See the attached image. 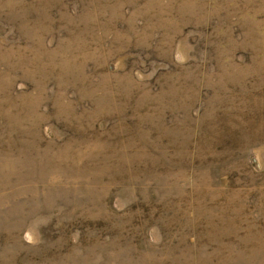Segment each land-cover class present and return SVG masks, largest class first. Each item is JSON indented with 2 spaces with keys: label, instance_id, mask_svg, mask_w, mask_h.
<instances>
[{
  "label": "rangeland",
  "instance_id": "1",
  "mask_svg": "<svg viewBox=\"0 0 264 264\" xmlns=\"http://www.w3.org/2000/svg\"><path fill=\"white\" fill-rule=\"evenodd\" d=\"M0 264H264V0H0Z\"/></svg>",
  "mask_w": 264,
  "mask_h": 264
}]
</instances>
